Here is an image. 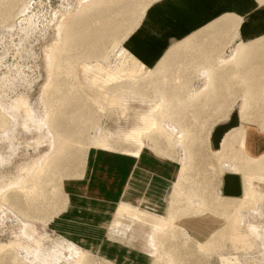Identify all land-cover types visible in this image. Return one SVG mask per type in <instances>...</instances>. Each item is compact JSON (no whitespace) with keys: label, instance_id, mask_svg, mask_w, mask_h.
Returning a JSON list of instances; mask_svg holds the SVG:
<instances>
[{"label":"bare ground","instance_id":"bare-ground-1","mask_svg":"<svg viewBox=\"0 0 264 264\" xmlns=\"http://www.w3.org/2000/svg\"><path fill=\"white\" fill-rule=\"evenodd\" d=\"M146 1L148 0H76L79 11H58L54 36L41 50L42 65L47 75L39 100L42 116L34 111L26 94L16 93L15 97L7 99V94L15 93V90L9 88L14 86V79L10 78L14 70H8L0 78V137H7L12 128L18 125L19 116L23 129L38 134V138L34 140L36 146L49 143L53 147V152L47 159H39L26 165L27 170L8 183L0 178L3 185L0 187V208L19 211L22 210V206L19 207L20 201L23 199L28 202L26 209L20 212V219L23 224L22 235L33 243L22 245L14 241L8 245H0V264L10 254L11 264H21L15 255L20 248L26 257H31L29 261L24 259L28 264H94L96 259L115 264L65 238H56L47 247L41 246L39 239L35 237L33 222L40 216L44 219L50 214L44 222L47 224L50 217L52 219L68 205L70 198L63 191V180L79 179L82 176L71 175L72 177L63 179L59 174L64 168L66 171V167L74 168L79 163L78 153L81 149L86 148L87 151L82 158L84 169L90 150L119 153L120 144L126 137L136 141L142 150H148L154 157L175 162L178 170L175 180L170 183V194L164 197V203H158L154 198L143 194L147 178H139L144 185L137 189L133 185L136 174L130 175L118 203L121 213H115L114 224L108 230L110 239L121 243L137 242L139 239L143 243L146 241L152 249L148 256L149 264H187L182 259V249H188L190 256L192 248H195L194 255L203 258L213 254L225 257L222 254L226 250L225 242L229 238L237 241L233 235L241 228H246L260 259L253 258L249 262L245 253L239 258L238 264H264V244L257 242L259 230L245 221V214L251 213L258 219L264 216V203H257L256 191L249 180L243 196L228 198L216 193L212 188L216 183L213 186L210 180L209 183H202L208 179L201 182L200 179L197 180L198 176L195 179L192 175L199 163H194L199 154L192 149L200 148L205 142L207 146L205 143L203 145L208 147L210 153L218 154L215 157L221 173L232 169L231 171L238 173L241 171L244 176L246 174L247 179L251 175L259 176L264 182V157L252 160L243 154L240 143L243 130L237 135H228L222 140L221 146L216 148L211 142L210 132L219 121L213 120L206 124V120L212 116L226 118L234 107V103H228V100L239 95L241 117L246 120L251 112L257 111V118L262 121L260 125L264 132V44L236 42L232 46L230 58L222 63L218 62L215 59L218 45L214 41L227 35L238 18L235 12H225L217 17L228 20V25L211 20L180 40L169 43L162 56L145 68L122 46V40L128 38L125 32L134 25L139 15L142 20L145 13L140 14L147 5L140 12L137 3ZM259 1L264 4V0ZM41 3V0L37 4L35 0H0V40H3L0 47L6 49L5 55L10 51L8 48L12 47L13 67L24 76L26 74L18 62L28 50L32 52L31 44L36 41L33 37L44 31L39 30L38 33L40 28L35 26L29 16L33 5ZM123 33L126 35L124 39L121 38ZM106 43L109 51H105ZM101 53L104 54L102 61H106V66L96 62L97 65L91 67L90 61H97L96 58ZM4 59V53L0 54L1 66H4ZM77 65L91 67L93 76L96 77L94 86L84 84L86 73L81 67L77 70ZM105 68L108 71L102 79L98 74H102ZM227 68L230 70L229 74ZM196 70H202L205 80L204 90L198 93L188 91V81ZM81 88L83 94L79 93ZM134 103H141L143 107L138 108L136 122L130 130L125 131L116 126L115 132H110V137L101 131L92 132V137H84L83 126L94 118L93 115L91 118L92 107L101 111L100 105H105L109 114L116 111L124 117L127 111L135 109ZM202 131L204 139L201 137ZM10 157L0 153V166L11 162ZM211 169L215 171L213 166ZM22 170L21 167L19 171ZM57 176L61 178L58 180ZM212 181L215 182L213 179ZM47 186H51L49 190L46 189ZM133 190L142 192V195L130 197L129 193ZM44 200H48L47 206L41 205ZM205 212L222 216L225 225L201 242L191 238L182 227V220L202 216ZM144 219L157 222L149 235L143 231H135L137 222L142 223ZM171 240H178L179 246H174ZM212 240L215 241L214 244ZM141 249L143 250V246Z\"/></svg>","mask_w":264,"mask_h":264},{"label":"rangeland","instance_id":"rangeland-1","mask_svg":"<svg viewBox=\"0 0 264 264\" xmlns=\"http://www.w3.org/2000/svg\"><path fill=\"white\" fill-rule=\"evenodd\" d=\"M37 1L39 2V0H35L36 4H37ZM41 1H42L41 5H36V6L33 5L29 16L34 21L35 26L40 28L37 30V32L39 33V30L40 31L44 30V31L38 34L37 36L33 37V38H36V41H33L34 43L32 42L31 44L32 52L28 50L26 52L27 54L24 53L23 58L20 59L19 62L17 60V62L21 64V69L25 72L26 75L24 76L23 73L20 71H15L13 67L14 59L12 56V53H13L12 47L10 46L11 48L10 47L8 48L11 52L10 51L7 52L6 55H5L6 49L0 47V54L4 53V56H5V59L2 61V64L4 66L0 65V78L3 77L4 74H7L8 70H11V69L12 71L14 70L12 74L10 75V78L14 79L13 80L14 86H9V88H11L12 90H15V93L7 94V99L10 100V98L15 97L16 93L26 94L29 98V102L31 103L32 108H34V111L38 115L42 116L43 112H42L41 103L39 100H40V95H41V88L43 87L44 83H46V78H47L45 69L43 68V65H42V62H43V59H42L43 56H42V51H41L42 47L46 45L47 43H49V41L54 36L53 29H55L54 28L55 19L58 18V14H57L58 11L60 9H63V10L73 11L72 13H74V12L79 11V7L76 5V0H41ZM154 1L155 0H148L146 2L137 3L139 7L138 8L139 11L144 5H147L148 7ZM253 2L256 7L255 10L251 12L248 16H245L243 18L242 16H239L237 14L238 18L235 19L234 25L229 29L228 34L222 35L219 37V39L214 41V43L218 45V49L216 50V53H215V56H216L215 59L218 62L222 63L223 61H225L226 58H227L226 60L230 58L232 46L236 42L261 43L260 45L263 46L264 44V4L262 1H259V0H253ZM145 9H143L142 12L140 11L141 12L140 14L144 13ZM230 13L233 14V12H230ZM140 22H141V16L139 15V18L136 19L134 25L129 27L128 28L129 30L125 32L126 34H128V38L130 37L131 33H133L136 29H139ZM214 22H222L223 25L224 24L228 25V20L222 19L220 17L214 18ZM44 32H45V35H44ZM124 37H126V35H124L123 33L121 35V38L124 39ZM128 38L122 40V46L128 52H131L126 47V41L128 40ZM2 41L3 40H0V42ZM138 45L141 48L142 46L141 42H138ZM108 47H109L108 43H106L104 46L106 50L105 49L104 50L109 51ZM139 47L136 48L137 51L140 52L141 55L143 56L145 55L144 57L146 59H150V56H146V54H148L146 49L141 50ZM102 53L105 54V52H102ZM102 53L99 56H97L96 58L97 61L93 59L92 60L93 62L90 61V63L92 64L88 62L91 67L92 65L93 66L97 65L96 62L103 63V65L106 66V64H104L106 63V61H102V59H104V54ZM131 54L145 68L149 66L143 63L141 60H139L136 56H134L132 52ZM85 66L86 65L81 67V65L80 66L77 65L76 68L77 70L80 67L83 68V71L86 73L84 84H86L88 87L89 86L92 87L96 84V77L93 76L91 67L85 68ZM226 70L229 74L230 70L228 68ZM107 71L108 69L105 68L102 74L99 72L98 77L102 79L105 78V74L107 73ZM25 80H28V81L31 80V82L29 81L28 83ZM189 80L190 81H188V87H189L188 91H193L194 93L195 92L198 93L204 90L203 87H204L205 80L202 74V70H196ZM193 83H196V84L198 83V84L193 85ZM79 93L80 94L84 93L82 88L79 89ZM228 101L229 103H234V107L238 110V113L240 115V121H239L240 124L242 125L255 124L258 127H260V129L262 128L260 125L262 121L257 118L258 117L257 111L251 112V115L246 120L241 117V96L239 95L235 96L233 98H230ZM100 106H101L102 112L97 111L95 106L92 107L93 111L91 113V118H92V115L94 118H92V120L89 121L90 123L87 122L88 124L83 126V133H84L85 138H89V136L92 137L94 133H99L100 131L103 132L105 135L109 136L110 132L111 133L115 132L114 130L116 129V126L121 127V129L125 131L130 130L134 122H136L135 114L138 112L139 110L138 108L143 107L141 103H134L135 109H131L127 111L123 117L121 115H118L116 111H111V114H109V112L106 110L105 105H100ZM210 114L211 113L209 112V115ZM212 117H215V116H212ZM17 118L19 122L18 125H15L12 128V130L9 132L7 137L5 136L0 137V153H3V155L6 157L11 156L10 157L11 162H9L6 165L0 166V178L4 183H8L11 179H13V177L23 174V172L27 170L25 167L26 165H30L31 163L37 162L39 159H42V160L47 159L49 155L53 152V147H50L49 143H43V144L36 146L34 144V140L38 138V134L28 132L25 129H23V127H21V123H22L21 119L19 118V116H17ZM206 121H207L206 124L208 125L213 120H211L209 117L208 120ZM233 122H236V121H233ZM203 136H204V133L202 131L201 137L204 139L205 136L204 137ZM213 140L215 142L217 141L215 138H213ZM146 144L148 145L149 143H146ZM202 145L200 146V148L202 147ZM205 146H207L206 143H205ZM205 146L201 150H199L200 149L199 147H194L192 149L193 151L196 150L195 152H197L200 156V157L196 156L194 159V163L199 162L198 163L199 166L197 165L199 168L196 166V169L197 168L198 169L197 170L195 169L194 170L195 172H193L192 175L195 179L198 176L199 178H197V180L200 179L201 182L208 179L202 183H207L209 180L211 181L210 184L212 186L216 183L214 187L212 188H214L216 193H219L218 182H219V176L221 175L220 174L221 172L219 170L217 157H215V155H218V154L213 155L212 153L209 152L208 147H205ZM215 147L218 148L219 146H215ZM118 150L120 151L119 154H125L126 156L137 158L142 148L136 141H134L131 138L126 137L121 142ZM95 151L96 150L94 151L90 150L88 152L85 165H84V169H83L82 158L87 152L86 148L81 149V151L78 153L80 157V161L74 168L66 167V171L64 170L65 168L62 170L65 172H62V171L60 172L59 176H61L63 179L69 176L70 177L72 176L81 177L82 176V178H79V179L69 178V179L63 180V191L65 192V194H68L71 192H73L74 194L79 193L80 186L83 185L85 181L88 182V180L90 181L89 184L93 185V166L95 165V162H93L94 160L92 159H94ZM100 152H102L103 154L107 156L103 157L102 159L97 158L96 164H98L97 166L99 169L103 166V163H106L109 160L110 155L116 156L117 154L113 152H104L100 150H98L96 153L98 154ZM42 160L40 162H42ZM211 166L214 167V170H215L214 172L211 169ZM21 167L23 169L22 172L19 171ZM69 168L71 170H69ZM59 176L56 177L58 178V180L59 178H61ZM246 177L247 176L245 174L244 176L245 185L248 183V180H249V183L253 186L254 190L256 191L255 198H256L257 203L258 204L264 203V192L257 190L253 184L254 180H260L258 178L259 176L251 175L249 179H247ZM56 178H55V181H56ZM210 178L215 180V182L212 181V179ZM2 186L3 185L0 182V187ZM50 187L51 186H47L46 189L49 190ZM170 188H171V185L169 184V187L166 193L163 194L162 196L161 195L158 196L159 199L157 198V196H154L152 192L151 193L148 192V186H146L143 194L145 193L146 196L152 197L154 199L157 198L158 203H164L165 202L164 197L165 195L170 194ZM131 195L141 196L142 192L133 190L132 192L129 193L130 197H132ZM27 203L25 202V200L22 199L20 201V206H19L20 208L22 206L21 208L22 210H19V211L18 210L11 211L7 208H0V245L2 244L8 245L14 241L19 242L22 245H25V243L29 245L33 244L30 240H27L22 235L23 224L20 219L21 218L20 212L26 209ZM47 203H48V200H44L42 201L41 205L47 206ZM118 203L119 201L116 203L117 207L115 208L113 207V210L110 213L111 215L108 221L106 222L107 224L105 223L104 231L101 233L102 234L101 239L100 238L95 239L93 237H83V235L78 233L76 230L67 231L65 230L66 228L62 227L64 226L66 222L65 221L66 217H68V215L63 212L67 211L66 209L68 208L70 203L55 217H53L52 219H50L51 218L50 217L47 224L46 223L44 224V222L47 220L46 217L50 216V214L47 215L44 219L41 216L40 218L36 216L39 219L38 220L36 219L37 221L33 222L35 229H36L35 237L39 239L40 244L43 247H47L48 245H50L52 241L56 240V238H65L73 242L74 244L80 246L82 249L85 248V250H89L95 256L99 254L98 256H101L104 259L110 260L115 264H149L148 256L151 253L152 249L151 247L147 245L146 241L145 243H143V241L139 239V240H136L137 242L124 241L126 243H123V242L121 243L119 241L117 242V241L110 239L109 237L110 234L108 230L110 229L111 226H113L114 219L116 218V214L121 213L118 209L119 208ZM209 213L210 212H205L204 214H209ZM219 213H221V210H219ZM213 214L216 215L215 213ZM74 219L77 220L79 218H74ZM245 221L247 222V224L258 228L259 231H258L257 242L264 244V216L261 219H258L256 215H252L251 213L245 214ZM109 222H110V225H108ZM144 223L146 225H144ZM155 225H157V222L154 221L153 219H147V221H145L144 219L142 223L137 222V225H135V231L137 232L143 231L146 235H149V233L152 231ZM233 237L237 239V241L230 240L229 238V241L225 242L226 250L222 253L225 257H219V256L217 257V254H213L208 258H203L200 255H194V252L196 251V249L192 248L191 256L187 252L188 249L181 250L182 259L185 260L187 264H229V263L238 264V261L240 260L239 258L245 253H246L245 258H247V260L250 259L249 262H252L254 259H260V256L256 253V249L254 250V246L250 241V235L247 233L246 228H241L239 232L236 231ZM191 238L193 237L191 236ZM171 242H173L174 246H179L178 240H171ZM211 242L212 244L215 243L214 240H212ZM239 242H240V245H239ZM140 245L143 246V250L141 249L142 246ZM19 251H17L18 254L15 253L16 258L18 260L20 259L19 263L28 264L27 262L31 259V257L30 256H28L30 258L26 257L25 253L21 250V248ZM10 257H12L11 254L8 256V259H6L5 262H2V264H11L12 261ZM24 259L25 260L27 259L28 261L25 262ZM95 261L96 262L94 264H109L108 262L106 263V261L101 260V259H96Z\"/></svg>","mask_w":264,"mask_h":264},{"label":"crops","instance_id":"crops-1","mask_svg":"<svg viewBox=\"0 0 264 264\" xmlns=\"http://www.w3.org/2000/svg\"><path fill=\"white\" fill-rule=\"evenodd\" d=\"M255 8L253 0H156L146 8L139 29L131 33L126 41V47L139 60L150 65L162 56L169 43L180 40L220 14L235 12L243 18L253 12ZM138 42H141L143 47L140 48ZM137 47L141 50L146 49L148 53L146 56H150V59L141 55L137 51ZM197 84L193 83V85ZM220 118L219 116L210 118L219 121L210 132L211 142L214 146H221L228 135H237L243 130V137L240 142L243 147V154L252 160H260L264 157V132L260 127L255 124H240V115L235 107L226 118ZM213 138L217 141L215 142ZM96 152L93 159L95 162L93 185L89 184V180L88 182L85 181L80 186L79 193L67 194L70 198V204L68 203L67 211L63 212L68 217H66V222L62 227L66 228L67 231L76 230L83 237L101 239L105 223L108 221L113 207H117L116 203L120 200L130 175L136 174L137 178L135 177L133 185L137 189L144 185L139 178L149 179L148 192H152L158 198V196L166 193L169 184L175 180L178 165L173 161L154 157L151 152L143 149L139 153L140 157L138 156L136 159L119 153L116 156L110 155L109 160L103 163L99 169L98 164H96L97 158L102 159L107 155ZM231 170L223 171L219 176L218 191L219 194L228 198H239L245 192L244 175L241 171L238 173V171ZM253 184L257 190L264 192L263 181L254 180ZM111 192L112 194H109ZM157 198L153 200L158 202L159 198ZM224 225L225 220L222 217H217L211 213L182 220V227L195 240L201 242L207 240Z\"/></svg>","mask_w":264,"mask_h":264}]
</instances>
